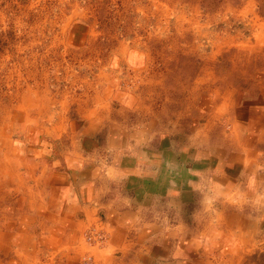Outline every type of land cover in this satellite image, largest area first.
Masks as SVG:
<instances>
[{"label":"crops","instance_id":"0c3cea01","mask_svg":"<svg viewBox=\"0 0 264 264\" xmlns=\"http://www.w3.org/2000/svg\"><path fill=\"white\" fill-rule=\"evenodd\" d=\"M238 89L189 128L119 121L136 109L123 98L83 100V121L61 107L54 128L0 143V264L245 262L264 244V76Z\"/></svg>","mask_w":264,"mask_h":264},{"label":"rangeland","instance_id":"374dc122","mask_svg":"<svg viewBox=\"0 0 264 264\" xmlns=\"http://www.w3.org/2000/svg\"><path fill=\"white\" fill-rule=\"evenodd\" d=\"M247 76H264V0H0V143L54 128L61 107L83 121V100L123 98L136 109L119 121L189 128ZM241 264H264V244Z\"/></svg>","mask_w":264,"mask_h":264},{"label":"bare ground","instance_id":"6f19581e","mask_svg":"<svg viewBox=\"0 0 264 264\" xmlns=\"http://www.w3.org/2000/svg\"><path fill=\"white\" fill-rule=\"evenodd\" d=\"M29 115V114H28ZM216 116V115H215ZM5 134V133H4ZM3 137V136H2ZM5 137V136H4ZM2 139V138H1ZM16 143V142H15ZM19 145V144H18ZM1 146H2V144H1ZM8 146V145H7ZM3 150V149H2ZM7 151H10V150H7ZM1 153V152H0ZM1 157V156H0ZM2 159V158H1ZM17 163V162H16ZM22 163V162H21ZM29 165V164H28ZM19 168V167H18ZM18 172V171H17ZM13 173V172H12ZM2 175V174H1ZM5 177H6V175H4ZM9 177V176H8ZM53 179V178H52ZM6 180V179H5ZM11 180H12V178H11ZM23 180V179H22ZM8 181V180H7ZM25 181V180H24ZM54 182V181H53ZM55 183V182H54ZM24 184V183H23ZM27 184V183H26ZM29 184V183H28ZM27 184V185H28ZM35 185V184H34ZM30 186V185H29ZM34 187V186H33ZM7 188V187H6ZM0 189H2L1 187H0ZM18 190V189H17ZM16 190V191H17ZM21 190V189H20ZM5 191V190H4ZM11 191V190H10ZM27 191V190H26ZM8 192V191H7ZM17 193V192H16ZM16 193H15V195H16ZM33 193V192H32ZM27 194V193H26ZM9 195H10V193H9ZM32 195V194H31ZM32 197V196H31ZM36 197V196H35ZM18 201V200H17ZM1 203V202H0ZM34 203V202H33ZM11 204V203H10ZM14 205V204H13ZM5 222V221H4ZM2 229V228H1ZM8 232V231H7ZM1 234V233H0ZM8 234V233H7ZM14 234V233H13ZM15 234H17V232L15 233ZM4 235H5V233H4ZM5 236H7V235H5ZM15 236V235H14ZM2 237V236H1ZM7 238V237H6ZM2 239V238H1ZM4 239V238H3ZM15 240V239H14ZM5 241V240H4ZM8 242V241H7ZM14 244V243H13ZM14 246H12V248H13ZM19 251H22V250H19ZM24 251V250H23ZM13 253V252H12ZM11 253H9L8 255H10ZM19 254V253H18ZM14 256V255H13ZM20 255H18V257H19ZM233 256V255H232ZM23 257V256H22ZM3 258H5V256L3 257ZM18 260V259H17ZM20 261H21V259H20ZM24 261V260H23ZM22 261V262H23ZM5 263V262H4Z\"/></svg>","mask_w":264,"mask_h":264},{"label":"built area","instance_id":"2783aa9c","mask_svg":"<svg viewBox=\"0 0 264 264\" xmlns=\"http://www.w3.org/2000/svg\"><path fill=\"white\" fill-rule=\"evenodd\" d=\"M92 236H94V235L90 234V237H89L90 240H93V239H92Z\"/></svg>","mask_w":264,"mask_h":264}]
</instances>
